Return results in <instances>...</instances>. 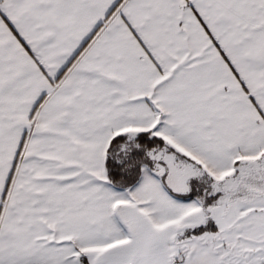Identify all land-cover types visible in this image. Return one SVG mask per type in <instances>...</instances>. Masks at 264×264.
Segmentation results:
<instances>
[{"label": "snow or ice", "instance_id": "1", "mask_svg": "<svg viewBox=\"0 0 264 264\" xmlns=\"http://www.w3.org/2000/svg\"><path fill=\"white\" fill-rule=\"evenodd\" d=\"M0 264H264V0H0Z\"/></svg>", "mask_w": 264, "mask_h": 264}]
</instances>
